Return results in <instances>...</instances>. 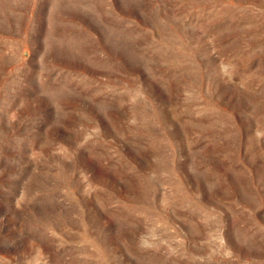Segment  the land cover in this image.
<instances>
[{
  "label": "rangeland",
  "instance_id": "374dc122",
  "mask_svg": "<svg viewBox=\"0 0 264 264\" xmlns=\"http://www.w3.org/2000/svg\"><path fill=\"white\" fill-rule=\"evenodd\" d=\"M0 264H264V0H0Z\"/></svg>",
  "mask_w": 264,
  "mask_h": 264
}]
</instances>
